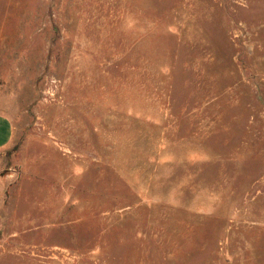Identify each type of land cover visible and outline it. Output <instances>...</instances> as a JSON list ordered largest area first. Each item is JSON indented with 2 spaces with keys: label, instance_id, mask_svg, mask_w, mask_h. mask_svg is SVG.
I'll return each mask as SVG.
<instances>
[{
  "label": "rangeland",
  "instance_id": "374dc122",
  "mask_svg": "<svg viewBox=\"0 0 264 264\" xmlns=\"http://www.w3.org/2000/svg\"><path fill=\"white\" fill-rule=\"evenodd\" d=\"M0 264H264V0H0Z\"/></svg>",
  "mask_w": 264,
  "mask_h": 264
},
{
  "label": "crops",
  "instance_id": "0c3cea01",
  "mask_svg": "<svg viewBox=\"0 0 264 264\" xmlns=\"http://www.w3.org/2000/svg\"><path fill=\"white\" fill-rule=\"evenodd\" d=\"M12 137V124L11 121L0 114V170H1V154L9 145Z\"/></svg>",
  "mask_w": 264,
  "mask_h": 264
}]
</instances>
